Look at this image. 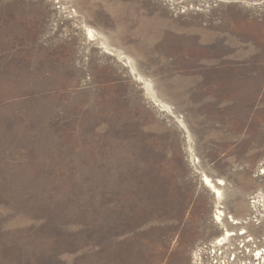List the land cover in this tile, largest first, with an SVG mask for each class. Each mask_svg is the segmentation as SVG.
I'll return each instance as SVG.
<instances>
[{
  "label": "rangeland",
  "instance_id": "374dc122",
  "mask_svg": "<svg viewBox=\"0 0 264 264\" xmlns=\"http://www.w3.org/2000/svg\"><path fill=\"white\" fill-rule=\"evenodd\" d=\"M261 247L264 0H0V264Z\"/></svg>",
  "mask_w": 264,
  "mask_h": 264
},
{
  "label": "built area",
  "instance_id": "2783aa9c",
  "mask_svg": "<svg viewBox=\"0 0 264 264\" xmlns=\"http://www.w3.org/2000/svg\"><path fill=\"white\" fill-rule=\"evenodd\" d=\"M231 235H233V233L228 235L224 240H220L221 237H218L211 245V247H214V249H216L217 247L219 249V247L227 243L228 238ZM214 249H211V252H213V254L214 252H216ZM220 252L222 251H218L217 254H219ZM221 254H223V256L220 257V259L218 257L215 260L213 259L214 261L212 262V264H264V247L252 250L251 254L249 255L250 260L247 261V263L243 260H240L237 256V252L235 253V251H223Z\"/></svg>",
  "mask_w": 264,
  "mask_h": 264
},
{
  "label": "bare ground",
  "instance_id": "6f19581e",
  "mask_svg": "<svg viewBox=\"0 0 264 264\" xmlns=\"http://www.w3.org/2000/svg\"><path fill=\"white\" fill-rule=\"evenodd\" d=\"M88 35H90L93 38L98 37L97 32H95L92 28H88ZM87 33V32H86ZM105 40V39H104ZM104 44V43H103ZM117 51V50H116ZM121 53V52H120ZM119 54V53H117ZM121 56V55H120ZM129 59V58H128ZM137 78L142 80L144 82L145 85L149 86L150 88V82L146 81L144 78H142L140 75H137ZM148 88V87H147ZM146 88V89H147ZM150 94V93H149ZM153 95V94H152ZM150 96V95H149ZM151 97V96H150ZM167 107V106H166ZM169 108V107H168ZM196 162H198V158L195 156L193 159ZM201 181L202 183L211 191V193L216 197L219 198L221 196V189L220 186L223 184V180L220 178H216V179H211L208 176H206L205 174H202L201 176ZM218 214H216V218L218 220H222V218L220 216H224V213L220 210H218L217 212ZM222 222V221H221ZM234 223H237V220L234 221ZM229 234L228 230H225V234L222 236V238H220V240H224Z\"/></svg>",
  "mask_w": 264,
  "mask_h": 264
}]
</instances>
